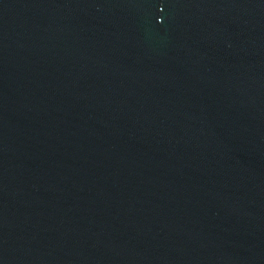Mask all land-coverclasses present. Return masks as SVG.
I'll return each instance as SVG.
<instances>
[{"label":"water","instance_id":"95a60500","mask_svg":"<svg viewBox=\"0 0 264 264\" xmlns=\"http://www.w3.org/2000/svg\"><path fill=\"white\" fill-rule=\"evenodd\" d=\"M0 264H264V0H0Z\"/></svg>","mask_w":264,"mask_h":264}]
</instances>
